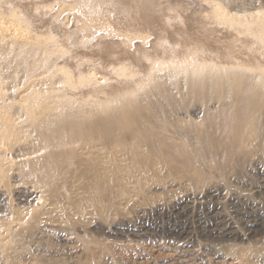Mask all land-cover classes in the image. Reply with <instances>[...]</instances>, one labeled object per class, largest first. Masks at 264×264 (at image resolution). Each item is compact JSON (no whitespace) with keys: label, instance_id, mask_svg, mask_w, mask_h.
I'll return each mask as SVG.
<instances>
[{"label":"rangeland","instance_id":"obj_1","mask_svg":"<svg viewBox=\"0 0 264 264\" xmlns=\"http://www.w3.org/2000/svg\"><path fill=\"white\" fill-rule=\"evenodd\" d=\"M4 3L0 0V264H264V148L255 149L260 134L246 129L247 141L239 139L240 149L231 157L225 153L212 161L205 155L202 164L193 155L195 168L184 173L170 158L175 150L164 154L168 144L159 130L132 132L145 116L168 126L163 137L175 148L190 149L188 138L174 132L175 116L180 129L199 127L190 138L204 147L208 114L221 115L220 105L208 96L193 97L186 80L174 87L178 98L171 104L163 94L150 105L145 91L126 94L133 101L127 116L140 122L128 117L117 124L124 135L110 165L104 162L106 150L83 144L54 156L47 137L81 121L73 113L78 108L90 112L80 108L87 98L77 100L83 92L111 94L125 87L118 86L127 78L116 65L139 69L138 51L153 49L150 26L170 28V39L179 37L183 48L206 63L225 62L235 46L264 52V0H22L14 4L17 18ZM13 19L44 56L57 58L56 67L44 74L18 61L17 46L1 30V22L12 26ZM68 74L74 90L62 93L56 83ZM99 96L100 101L103 92ZM137 107H145L144 115ZM241 158L245 164L236 166ZM94 163L100 166L93 172ZM227 168L239 175L223 177ZM109 169L113 177L102 180ZM197 176L200 183L194 184ZM38 181L52 184L47 198ZM100 185L111 189L110 197L96 193Z\"/></svg>","mask_w":264,"mask_h":264},{"label":"bare ground","instance_id":"obj_2","mask_svg":"<svg viewBox=\"0 0 264 264\" xmlns=\"http://www.w3.org/2000/svg\"><path fill=\"white\" fill-rule=\"evenodd\" d=\"M4 1V5L6 4L8 10L11 11L12 17L17 18L16 16L20 13H17V5L14 7V4H18L22 0ZM1 23V30H3L2 35L7 39L12 38L10 43L12 41L15 44L14 46H17V49H15L16 56L18 55L21 57L17 60L25 64V66L28 67L27 69H36V71L38 70L46 74L47 72L45 73V71H49L50 68L57 66V60H55L57 58L53 59L48 55L44 56V52L42 53L40 49L34 47L30 42L31 40L27 39V32H25L23 28H20L19 25L14 24V19L13 23H11L12 26H5L4 22ZM148 29L153 32L155 37V40L153 41V49L149 51H138L139 63L135 66L139 69L129 71L130 64H126V62H118L116 65L118 66L117 70L120 71L119 76L127 78L119 81L118 86L125 87L117 92L113 90L114 92L111 94L106 90L95 91L94 88L90 91L83 92L81 97H77V100L87 98L88 101H85V105L80 108H89L90 112L83 113L84 110L78 108L73 113L81 116L83 118L81 121L64 124L60 130L62 133L61 135L48 133V139L56 147H54L55 153H53V155L59 156L63 153L61 151L67 146L72 147L74 145L83 144L90 146L92 149L101 147V149L106 150V158L104 162L107 163V165H110L114 156L115 143L123 140L121 135H124L120 134L117 124L128 120L129 116L127 115H130L132 110L128 108L130 106L133 108V101L126 98V94L136 93L139 95L138 92L140 90L145 91V99L148 105L152 103L153 98L160 97V95L163 94L164 98L171 104L178 98V94L173 91L174 87H177L180 80H186L187 85L192 89L191 93L193 97L200 99L204 96H208L209 102L216 101L220 105L219 111L222 113L221 115H217L216 113L208 114V126L206 128V131H208V143H206L204 147L196 145L190 137L194 130L199 131V127H193L192 129L187 130L180 129L174 125L175 116L170 117L172 118L174 132L184 138V141L188 138L186 142L190 149H186L187 147L184 145L175 148L174 145L169 143L170 140L163 137L164 134L170 132L168 126L162 122L158 123L150 121L145 116L143 119V116L140 117L143 122H140L137 118H133L134 115L129 117L134 123L140 122L139 125H141V128L135 127L132 129L134 134L141 135L145 132H153L154 129L159 130L161 133V139L169 146H165L164 154L169 156L170 152H167L169 148L175 150V152H173L174 154L170 153V158L173 162H176L183 171H185L184 173H189L192 171L191 169L195 168L192 160L190 161L193 155L198 156L202 164H205V155H208L212 161H216L225 153H228L226 157H231L240 149L238 144L239 139H241L242 142L247 141L248 137H243L246 135L244 133L246 129L254 130L253 134L255 136L256 134H260L259 140L256 141L255 149H263L264 64H258V56L264 60V52L255 53L251 50H238L237 46H235L234 49L229 50L230 52L226 51L228 54L225 57V62H220L218 65L214 62L206 63L203 59L199 58L195 52L192 53L185 47L183 48L182 39L180 40L179 37L177 40L174 37L170 39L167 35L171 31L170 28L164 31L154 28V26H150ZM247 30L248 32L251 30L250 26H247ZM150 34L151 33L148 35ZM145 38L146 36H141L142 41H144ZM262 42L264 45V40H262ZM108 45L109 44L104 47L112 48L111 46L107 47ZM247 53L249 54L243 59L241 54ZM71 57L72 56L68 57L69 60H73V57ZM228 57H233L234 60H227ZM207 68L208 72L206 71ZM40 73L38 75H40ZM70 77L71 76L68 74L56 83L58 85L57 89L62 93L72 87L73 82ZM52 79H54V77H52ZM151 80L152 83L149 85ZM163 86L166 88L168 87L170 92L163 93L161 91ZM73 90L74 86L69 91ZM108 90L112 91L111 89ZM102 92L104 97L99 101L97 98H100L99 95ZM70 97L72 98V95H70ZM230 107L231 109L228 110ZM144 108L145 107H137V111H139L141 115H144ZM95 109H102V113L104 114L96 116L91 112H94ZM111 110L118 111L121 115H117ZM60 111L63 112V109ZM168 115H173V112L170 111ZM205 120H207V118ZM119 136L120 139H117ZM227 138L232 139L233 142L228 143ZM147 142L150 145L152 144L151 140H148ZM178 149L180 150L179 152H177ZM236 162V166H243L246 161L241 158L237 159ZM99 166L100 163H94L93 166L90 167V170L94 172ZM69 167L70 166H68V168ZM219 168H222V166ZM231 169L232 168L222 169V176H228L232 174V172L239 175L238 171H232ZM194 171L195 173H200L198 168ZM104 177L105 178H102L104 181L108 178L110 180L113 177L110 169ZM199 178L200 177L198 176L193 178L194 184L200 183ZM51 185L49 183H44V181H38L37 188L40 191V194L46 195L44 197L47 198V195L53 188ZM102 189L101 185L95 187L96 193L100 192L101 197L105 196L106 198L111 196V189ZM3 228V226H0V236L4 234V232H1V229Z\"/></svg>","mask_w":264,"mask_h":264}]
</instances>
